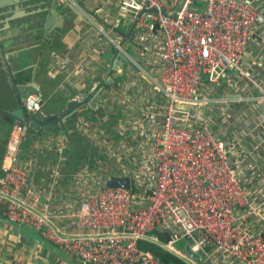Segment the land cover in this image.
<instances>
[{"label":"built area","instance_id":"built-area-1","mask_svg":"<svg viewBox=\"0 0 264 264\" xmlns=\"http://www.w3.org/2000/svg\"><path fill=\"white\" fill-rule=\"evenodd\" d=\"M116 1L129 24L158 42L151 55L163 112L146 132L149 150L124 160L121 172L108 169L99 188L62 213L17 163L29 121L44 106L31 94L23 103L27 120L14 124L6 143L0 215L34 228L80 264H162L139 249L141 241L185 264H264V154H255L264 136L245 142L238 130L243 124L264 135V86L246 64L251 46L264 49V0H179L174 9L163 0ZM53 143L62 156L67 138ZM125 175L136 179V191L106 188L109 177Z\"/></svg>","mask_w":264,"mask_h":264},{"label":"crops","instance_id":"crops-1","mask_svg":"<svg viewBox=\"0 0 264 264\" xmlns=\"http://www.w3.org/2000/svg\"><path fill=\"white\" fill-rule=\"evenodd\" d=\"M163 1L173 9L179 3V0ZM58 2V17L51 35L36 33L31 38L13 32L6 36L9 38L3 49L17 95L38 92L44 99L41 114L56 117L55 121L43 120L38 130L28 127L17 163L28 172L30 187L50 198L49 202L65 213L75 208L85 194L100 187L108 169L121 172L125 168L124 160L128 162L146 154L150 148L145 144L146 132L160 121L163 104L154 85L157 66L151 55L158 42L149 33L129 24L116 0ZM4 18L0 17L2 35L7 34L8 28ZM100 29L124 49L120 51L108 38H101ZM140 35L148 36L143 45L138 43ZM1 63L0 58V67ZM246 64L264 86V49L260 43L251 46ZM5 71L0 69V74L3 72L2 76L8 79ZM6 91L7 96L0 88V175L10 132L17 121H22L12 115L11 107L17 106V97L8 83ZM243 107L248 109L246 116L254 120L251 105ZM54 124L58 126L50 127ZM242 125L235 129L242 130L239 135L245 142L259 141L264 136ZM58 136L67 138L62 156L53 143ZM255 154H264V146ZM44 204L46 201L40 200V206ZM71 225L61 222L66 230ZM0 264L80 262L73 257L70 262L61 261L2 224ZM216 264L236 263L220 258Z\"/></svg>","mask_w":264,"mask_h":264},{"label":"water","instance_id":"water-1","mask_svg":"<svg viewBox=\"0 0 264 264\" xmlns=\"http://www.w3.org/2000/svg\"><path fill=\"white\" fill-rule=\"evenodd\" d=\"M57 1L58 0H0V17L2 15L5 16L4 23L5 25H8V28L5 29L7 33L6 35L1 34L4 29L0 31V58L3 63H1L0 69L2 71L6 69L5 72L8 78L6 79L2 76L4 75L3 72L2 75L0 74L2 77V79L0 77V88L5 96H7V83L12 87L13 91H15V96L17 97V106L11 107V110H13L12 115L14 118L20 119L22 121L27 120V118L21 102L24 103V101L29 97V93L37 94L38 92L32 90L27 95L26 93L22 94L21 92L18 93L20 96L17 95L12 74L8 71L9 67L6 60V51L3 49V44H7L6 40L9 37L6 36L9 34L12 35L13 32L25 33V35L31 36V38H35L36 33H42L45 36L51 35L58 17V12L56 9ZM43 120L55 121L56 117L48 118L43 116V114L38 113L30 119L29 127L38 130L39 124ZM56 126L58 125L54 124L50 127L56 128ZM105 186L106 188L129 189L132 186V180L131 177L127 175L112 176L107 179ZM2 224L12 227L22 238L38 244L59 260L64 262L71 261V257L64 250L43 238L34 228L26 225H20L17 222L0 215V225ZM162 239L167 241L168 236L162 235ZM185 251L189 256L195 259L199 258L198 254L191 252L189 244H186Z\"/></svg>","mask_w":264,"mask_h":264},{"label":"trees","instance_id":"trees-1","mask_svg":"<svg viewBox=\"0 0 264 264\" xmlns=\"http://www.w3.org/2000/svg\"><path fill=\"white\" fill-rule=\"evenodd\" d=\"M133 190L136 191L134 187ZM138 246L140 250L150 251L162 264H185L180 259L161 249L157 245L151 244L146 241H141L139 242Z\"/></svg>","mask_w":264,"mask_h":264},{"label":"rangeland","instance_id":"rangeland-1","mask_svg":"<svg viewBox=\"0 0 264 264\" xmlns=\"http://www.w3.org/2000/svg\"><path fill=\"white\" fill-rule=\"evenodd\" d=\"M199 2H202V0H198ZM132 186L135 188V190H136V179L134 178L133 180H132Z\"/></svg>","mask_w":264,"mask_h":264},{"label":"flooded vegetation","instance_id":"flooded-vegetation-1","mask_svg":"<svg viewBox=\"0 0 264 264\" xmlns=\"http://www.w3.org/2000/svg\"><path fill=\"white\" fill-rule=\"evenodd\" d=\"M58 4H59V2L57 3V5H56V6H58Z\"/></svg>","mask_w":264,"mask_h":264}]
</instances>
